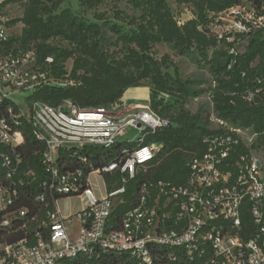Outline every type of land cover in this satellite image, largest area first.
Listing matches in <instances>:
<instances>
[{
	"label": "built area",
	"instance_id": "built-area-1",
	"mask_svg": "<svg viewBox=\"0 0 264 264\" xmlns=\"http://www.w3.org/2000/svg\"><path fill=\"white\" fill-rule=\"evenodd\" d=\"M192 17H177V23ZM9 20L0 12V264H264L263 166L252 150L230 161L238 145L251 149L264 129L255 132L219 117L210 93L208 122L215 131L204 139L205 151L190 158L186 181L142 183L135 206L115 220L126 184L163 148L143 143V132H156L168 121L150 109L149 100L128 111L118 105L82 109L71 100L16 104L13 92L74 81L69 73L53 76V56L41 61L35 48L16 42L8 47L14 34ZM261 29L264 14L247 0L215 14L207 27L234 56ZM260 82L242 98L254 101L264 91V78ZM24 123L43 146L41 181L27 161ZM131 128L138 130L139 143L87 175L59 159L65 149L110 147L128 139ZM78 159L86 162L85 156ZM92 173H119L121 186L106 188L101 198L63 216L58 200L91 188Z\"/></svg>",
	"mask_w": 264,
	"mask_h": 264
},
{
	"label": "trees",
	"instance_id": "trees-1",
	"mask_svg": "<svg viewBox=\"0 0 264 264\" xmlns=\"http://www.w3.org/2000/svg\"><path fill=\"white\" fill-rule=\"evenodd\" d=\"M243 0H177L189 6L193 17L182 25L172 13L167 0H125L139 14H125L115 9L111 22L104 12L95 10L93 19L76 14L73 9L62 7L66 0H4L0 12L9 4L21 8V16L9 20L13 26L22 22L19 35L13 34L7 43L14 42L25 48H35L39 60L53 56L52 74L55 78L73 80L72 85H45L36 89L27 99L58 104L71 100L82 109L119 104L124 92L142 80L149 79L152 88L149 94L150 109L168 121L156 132L144 131L143 143H162L163 148L146 166H140L133 179L126 184L124 202L114 212L117 220L138 201V191L144 182L159 180L174 185L183 184L189 176L188 162L194 155L206 149L204 139L215 130L209 127L208 114L191 113L183 103L190 95L188 81L181 78L177 66L167 55L160 59L152 54L153 45L165 43L180 56L196 55L210 66L215 75L216 85L211 93L214 111L224 120L255 132L264 129V91L248 102L242 98L246 90L261 86L264 78V29L257 30L247 38L244 51L236 56L225 49L226 43H218L217 38L208 33L207 27L214 15ZM261 14H264V0H247ZM80 5L96 9L103 0H78ZM120 21L121 23H119ZM105 27L115 37L111 45L122 43L126 51L122 58L110 52ZM62 39L67 45H55L53 39ZM71 60L68 72L66 61ZM173 66V72L169 67ZM230 66V67H229ZM175 98L179 107L170 113L174 104L168 98ZM26 131L28 163L38 173V181L45 178L42 163L43 146L31 134V127L23 124ZM257 142L264 144V135ZM139 140L122 139L110 147L88 146L82 149H65L59 159L67 163L65 168L80 167L84 174L116 158L124 148H132ZM248 147L240 144L230 155L234 162L240 154H249ZM36 151V152H35ZM85 156L86 162L79 160ZM106 188L111 190L121 186L119 173H104ZM51 208V206H50Z\"/></svg>",
	"mask_w": 264,
	"mask_h": 264
},
{
	"label": "rangeland",
	"instance_id": "rangeland-1",
	"mask_svg": "<svg viewBox=\"0 0 264 264\" xmlns=\"http://www.w3.org/2000/svg\"><path fill=\"white\" fill-rule=\"evenodd\" d=\"M172 13L176 17H184L188 18L192 14V10L189 6L183 5L178 3L177 0H167ZM70 7L73 11L81 16L88 17L93 19V14L95 10L97 12H104L105 18L110 20L111 22H115L113 18L114 12L116 8L123 10L125 14H139L137 10H134L131 6H129L125 0H103V2L97 6L96 9H89L84 5H80L78 0H66L65 3L62 4L61 8ZM21 8L17 5H13L10 7L8 11H6L7 16L10 19L19 18L22 14ZM94 20V19H93ZM121 23L120 21H118ZM20 26V24L18 25ZM18 28H13L15 31L18 32ZM106 31V38L109 40L110 44V52L117 57L122 58L123 54L126 51V47L119 43L117 46L111 45L115 42V37L111 35L107 27L104 28ZM13 31V32H15ZM52 43L55 45H62L66 46L67 42L56 38L52 40ZM240 50L243 49V46H240ZM152 54L154 58L160 59L162 56L167 55L169 57L170 62L177 66L179 70V75L184 80L188 81V87L190 90V95L185 96L183 100H180L183 103V106L186 110L190 111L191 113L201 112V114H207V112L211 109L210 105V93L213 92L215 88L214 84L216 82L215 75L210 70V66L199 60L198 56L190 55V56H180L175 54L172 50L171 46L165 43H160L153 45L152 47ZM66 66L69 68L71 66V60L66 61ZM169 72H173V66L169 67ZM152 88V83L149 79L142 80L138 85L129 87L123 94L119 104V107L127 104L128 100L134 101V103H146L149 100V94ZM32 90L26 91H16L11 93V99L18 105H24V102L27 98L32 95ZM169 102L174 104L173 107L170 109L171 112H175V110L179 107V103H176L175 98L169 97ZM138 130L135 128H131L127 130L126 137L129 141H136L137 139V132ZM259 142H255L251 146V150L256 153V155L260 158L263 170H264V144ZM90 181L93 184V190L88 188L83 193L93 194L95 192L102 193L104 191V186L102 183V176L100 174L92 173L89 176ZM100 188L98 190V186ZM79 195H73L69 197H62L58 200V206L60 208V212L63 216H67L74 212V205L77 203V198ZM79 200V199H78ZM73 224L76 225V220L73 219Z\"/></svg>",
	"mask_w": 264,
	"mask_h": 264
},
{
	"label": "crops",
	"instance_id": "crops-1",
	"mask_svg": "<svg viewBox=\"0 0 264 264\" xmlns=\"http://www.w3.org/2000/svg\"><path fill=\"white\" fill-rule=\"evenodd\" d=\"M4 0H0V3L1 2H3ZM13 5H15V4H9V5H7L5 8H4V12L6 13V11H8L9 9H10V7L11 6H13ZM20 24V26H18ZM17 27H19L18 28V32L17 31H15L13 28H17ZM22 27H23V24H22V22H18V23H16L15 25H13V26H11V31L13 32V31H15V32H13L14 34H17V35H19L20 33H21V30H22ZM129 102H126L127 104H124L123 106H121L123 109H125L124 111H128V110H130L129 108H128V106H130L131 104H136V103H134V101H131V100H128ZM148 102V101H147ZM138 104V103H137ZM141 104V103H140ZM103 179V178H102ZM90 180V179H89ZM90 183H91V189L93 190L94 188V186H93V184H92V182L90 181ZM102 183H103V186H104V191L102 192V193H100V192H95V193H93V194H87L86 192L85 193H82L78 198H77V203H75V205H74V212H72V214L73 213H76V212H78V211H80L82 208H84L85 206H87V205H89L91 202H93L94 200H96V199H99V198H101L103 195H104V193H105V190H106V186H105V183H104V180H102ZM96 186H98V190H99V188H100V185H96ZM79 199V200H78ZM60 209V208H59Z\"/></svg>",
	"mask_w": 264,
	"mask_h": 264
}]
</instances>
